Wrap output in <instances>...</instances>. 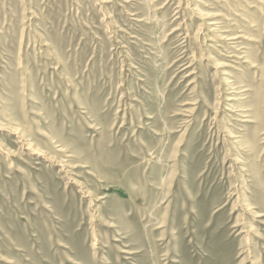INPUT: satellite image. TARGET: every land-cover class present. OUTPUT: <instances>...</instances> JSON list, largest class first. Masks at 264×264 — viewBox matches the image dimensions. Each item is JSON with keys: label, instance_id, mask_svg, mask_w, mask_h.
<instances>
[{"label": "rangeland", "instance_id": "374dc122", "mask_svg": "<svg viewBox=\"0 0 264 264\" xmlns=\"http://www.w3.org/2000/svg\"><path fill=\"white\" fill-rule=\"evenodd\" d=\"M0 264H264V0H0Z\"/></svg>", "mask_w": 264, "mask_h": 264}]
</instances>
